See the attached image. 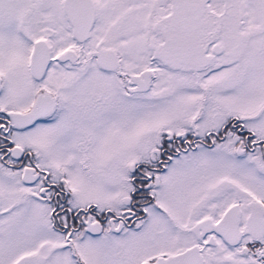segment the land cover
<instances>
[{
    "label": "snow or ice",
    "instance_id": "snow-or-ice-1",
    "mask_svg": "<svg viewBox=\"0 0 264 264\" xmlns=\"http://www.w3.org/2000/svg\"><path fill=\"white\" fill-rule=\"evenodd\" d=\"M0 264H264V0H0Z\"/></svg>",
    "mask_w": 264,
    "mask_h": 264
}]
</instances>
